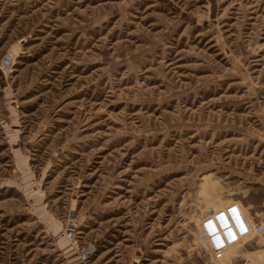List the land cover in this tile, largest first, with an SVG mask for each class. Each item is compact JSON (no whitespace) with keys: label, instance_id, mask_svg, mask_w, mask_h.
Segmentation results:
<instances>
[{"label":"rangeland","instance_id":"374dc122","mask_svg":"<svg viewBox=\"0 0 264 264\" xmlns=\"http://www.w3.org/2000/svg\"><path fill=\"white\" fill-rule=\"evenodd\" d=\"M0 264H264V0H0Z\"/></svg>","mask_w":264,"mask_h":264},{"label":"built area","instance_id":"2783aa9c","mask_svg":"<svg viewBox=\"0 0 264 264\" xmlns=\"http://www.w3.org/2000/svg\"><path fill=\"white\" fill-rule=\"evenodd\" d=\"M239 209V205L234 203L227 208V214L223 210L202 222L201 237L205 239L213 254L221 255L228 245L235 244L248 235L247 225Z\"/></svg>","mask_w":264,"mask_h":264}]
</instances>
